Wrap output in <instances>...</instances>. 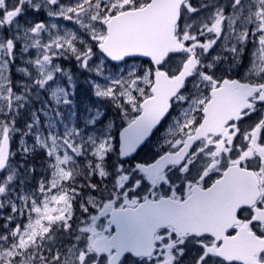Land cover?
I'll return each instance as SVG.
<instances>
[{
  "label": "snow or ice",
  "instance_id": "1",
  "mask_svg": "<svg viewBox=\"0 0 264 264\" xmlns=\"http://www.w3.org/2000/svg\"><path fill=\"white\" fill-rule=\"evenodd\" d=\"M203 9L208 11L196 15ZM42 10L49 22L27 23L29 11ZM56 20L74 28L63 30ZM157 27L162 48L153 40ZM0 32V173L7 172L0 179V264H123L127 253L143 257L132 264H175L189 236L200 249L196 264H242L223 254L237 226L221 235L216 223V211L230 201V214L264 242V0H0ZM245 54L249 65L240 79L213 71L220 61H230L229 68L239 65ZM136 56L150 61L142 75L133 69L103 86L90 81L95 95L118 107L134 134L181 105L170 142L173 154L166 159L179 161L183 170L189 157L202 156L201 171L187 180L183 195L133 199L120 209L103 199L81 201L73 239L83 234L86 242L54 247L56 232H71L77 216L79 161L87 157L88 175L103 177L101 162L113 150L109 135L89 139L76 126L75 77L58 61L75 60L81 70L100 75L103 65L93 63L94 57ZM13 67L22 77L18 83ZM54 87L60 88L56 103L45 100L32 109L34 118L19 130L18 143L25 156L37 148L45 152L50 176L33 192L16 193L6 188L15 175V169L9 171L15 117L31 93ZM62 109L68 110L67 122ZM256 112L258 119L242 129L241 121ZM41 113L47 114L43 123ZM89 187L97 186L89 180ZM237 197L240 202H234ZM160 228L165 231L158 233ZM251 256L264 264V246Z\"/></svg>",
  "mask_w": 264,
  "mask_h": 264
},
{
  "label": "rangeland",
  "instance_id": "2",
  "mask_svg": "<svg viewBox=\"0 0 264 264\" xmlns=\"http://www.w3.org/2000/svg\"><path fill=\"white\" fill-rule=\"evenodd\" d=\"M65 3L68 2V0H64ZM193 4L198 3V0H192ZM220 3H224V0H218ZM227 11V8L225 9ZM208 9H203L201 10L200 13H197L196 15H203L205 12H207ZM29 15H32V12L29 11L27 13V23L31 24L34 21H43V22H49V17L46 15V13L42 10L39 13H34L35 18L29 20ZM43 15V17H42ZM42 17V18H41ZM57 23L60 24V27L63 30L66 31H71L74 28V25L71 22L68 21H63V20H56ZM60 21V22H58ZM53 22V21H52ZM24 23V21H23ZM10 34V33H9ZM0 35H3L2 32H0ZM96 53H99L98 49H94ZM216 52L213 51L212 55H215ZM224 55H227V53H224ZM18 59V65L23 66L22 63H20L22 59V53L20 52L17 55ZM177 59V63L179 61L178 57H173V61ZM126 61V62H125ZM62 62V61H58ZM63 66L66 69H69L72 74H74L75 77V82H76V95L73 97L74 101L73 104L71 105L72 109H74V105L78 106L79 109H74L73 111V117L75 118V124L77 127H80L82 131L84 132V135L89 137V139L95 138L97 134L100 135H109L112 139V149L117 145L118 146V133L120 132L121 128L129 123L128 118L124 117L121 110L114 106L112 102H110L107 99L104 98H97L95 95V89L93 87L92 82H98L97 86H103L104 84L107 83L108 80L110 79H115V78H120L122 76L127 75L131 70L135 69L137 71L138 75L143 74V69L146 68V63L144 61H139L138 59L134 58H126L122 61H110L107 58L100 57L97 59V57L93 58V63H99L103 65L102 71L100 75H94L90 71H84L78 68L76 61L75 60H64L63 61ZM230 61H220L216 67L214 68V72L218 76H234L235 74H241L243 76V73L245 71L244 67L245 65H248L249 62L245 61L243 59L239 65L229 68L228 65L230 64ZM13 82L18 83L22 80L21 75L16 71V67H13ZM85 85V87L83 86ZM189 89L191 85L189 84L187 86ZM54 93L56 94L54 96ZM60 94V88L54 87L47 93H42L38 94L37 92L31 93L23 107H21L20 112L16 115V127H17V133L14 137L11 138V146H14L12 148V155H11V160L9 162V171L12 169H15V175L13 178V181L6 185V188L15 191L16 193H31L35 190L36 185L38 181L41 179L47 180L50 176V169L47 165V172L48 176L44 177L46 174H44L43 170V165L40 167L39 171H41L40 177L37 179V181L32 182L35 185H29L28 182L29 180V173L28 168L32 166L26 164L24 162V154H22L19 151L18 143L21 139L20 135V129H22L25 124H21V121L23 117H25L27 120L33 119L34 114L32 112V109H40L42 107V104L45 100H47L50 104H55L56 103V97L59 96ZM81 98L84 99L85 101H82L81 103ZM107 104L111 106V110L108 109ZM62 113L65 119V122L68 121V110L62 109ZM91 113V115H89ZM47 115L46 113H41V123H43V117ZM86 118V119H85ZM94 122V124H93ZM87 124L88 127L85 128L84 125ZM63 123H61L60 131H63ZM167 131V132H165ZM165 133L172 132L175 133V129H172L168 127L166 130H164ZM117 139V141H116ZM167 141V140H166ZM166 141L162 143H166ZM31 143V141H29ZM149 147L146 148V150ZM41 149L37 148L35 151H40ZM144 150L143 152H145ZM34 152V151H33ZM30 154V153H29ZM164 154L161 150L158 149V146L154 148V151L152 152V155H149L147 157L150 160H155L158 156ZM136 157V156H135ZM107 158V156H106ZM105 158V159H106ZM20 159L22 161H20ZM104 159V160H105ZM120 162L116 164H107L108 169L105 167L103 164V161L101 162V167L104 171V176L101 177L100 175L98 176L99 179L96 181L99 187L103 189V185L106 182H103L102 180H107L108 177H112V181L115 183L111 190L110 193H107V196H111L112 193L116 195L118 193L117 188H118V183H119V178H120V170H122L124 167ZM88 167L85 162L79 161V164L77 166L76 170V176H75V184L79 186L80 188V196L75 202L74 208L77 213L80 211V202L85 200V199H91V200H98V199H103L106 198L105 196H101L96 192V190H93L91 187H89V175H88V170H86ZM106 168V169H105ZM6 173H0V179L3 178ZM85 176V178L88 179H83L80 177V175ZM86 174V175H85ZM28 181V182H27ZM92 184V183H91ZM96 189V188H95ZM11 191H9V195H11ZM93 208H95V204H93ZM79 219L76 221V224L78 225ZM61 236L66 237V233L61 232ZM60 236V237H61ZM83 237V234H80L77 237V242H79V239ZM58 239V231L56 232L54 236V240L52 242V246L56 247V240Z\"/></svg>",
  "mask_w": 264,
  "mask_h": 264
},
{
  "label": "flooded vegetation",
  "instance_id": "3",
  "mask_svg": "<svg viewBox=\"0 0 264 264\" xmlns=\"http://www.w3.org/2000/svg\"><path fill=\"white\" fill-rule=\"evenodd\" d=\"M32 15H34L33 12ZM32 15H29V20L35 18ZM23 21L24 18L21 17V23H23ZM53 22L57 23V21ZM57 24L60 26L59 23ZM16 52L17 54L21 52V45L19 42H17ZM243 59L249 62L248 54H245L242 60ZM61 63L63 64L64 62L62 61ZM149 63L150 62H147L146 66H148ZM248 65L244 66L246 67L245 71ZM232 75L233 74L226 77H230L232 79H240L242 77L241 74H235L234 76ZM181 107V105L177 104L171 108L168 117L163 120V122L158 127L150 141H147L144 146L138 150L136 157H134L132 160L120 162V164H122L124 168L120 170L121 175L119 178V183L117 184L118 193L116 195L113 192L111 196H107V193H110L114 186H106L105 188H101L100 190L95 189L96 192L100 194V197L102 195L106 197L103 198V200L108 201V203L114 204L117 209H120L125 206L126 202L131 201L133 199H137L143 202L147 200L149 196H155L157 198H168L173 194L183 195L186 192L185 184L187 180L196 178L201 171V168L203 166L202 156L189 157V164L183 170L181 169L179 161L168 165L164 170H155L151 173H145L137 167L138 164L147 165L154 161V159L150 160L147 157H149V155H152V152L154 151V148L156 146H158V149L161 150L163 153L169 152L173 154V150L170 147V142L174 137L175 133H165L167 131L164 132V130H166L168 127L175 129L176 119L179 115V110ZM258 117V112L253 113L250 117H246L243 121H241L240 127L242 129L247 127L248 125L252 124L255 120H257ZM164 141H166V143H162ZM147 147L149 148L146 150ZM196 147H198V145H193L191 150L195 152ZM144 150L146 151L143 152ZM181 160H183V157H181ZM212 179H215L214 175L212 176ZM208 183H211V179L208 181ZM153 188H155V191H153ZM234 202H240L239 198L237 197ZM232 203L233 201L223 204L216 211V223L221 235L223 229L228 227L229 225L237 226L236 236L234 240L229 242V244L226 246V249L224 250L223 254L226 255L228 258H236L241 260L242 264H259V262L251 256V253L253 249L258 248L259 246H264V242L254 237L248 231L247 226L245 224L238 223L235 220L234 216L230 214L228 208L231 206ZM241 215H243V213H241ZM78 219H80L79 213H77L76 219L73 221L72 231L66 233V237L61 236V231H58L56 247L64 249L69 245H72L73 243L83 246V244L86 242V237L83 236L81 239H79V242H77V240L74 241L73 239L74 236H77L76 229L79 225L76 224V221ZM0 223H2V221H0ZM163 231H165V229L163 228L157 229L158 233ZM181 247L184 249V254L176 257L175 264H196V257L199 255L200 249L196 244L195 239L191 236L186 237L185 244ZM126 255L129 258L124 260L123 264H132L133 259L143 260V257H131V253H127Z\"/></svg>",
  "mask_w": 264,
  "mask_h": 264
},
{
  "label": "water",
  "instance_id": "4",
  "mask_svg": "<svg viewBox=\"0 0 264 264\" xmlns=\"http://www.w3.org/2000/svg\"><path fill=\"white\" fill-rule=\"evenodd\" d=\"M153 40L158 48L164 47L165 41L162 37L161 27H157L154 30ZM137 57H142V56H137ZM142 58L148 59L145 57ZM167 114L168 112L163 117H161L156 124L152 125L151 127L147 128L145 131L139 134H134L132 132L127 131V129L129 128V124L125 125L118 134V151H119L120 159L125 160L133 157L137 153V151L143 146L145 141L152 136L153 132L157 129V127L160 125L161 121L163 120V118L166 117ZM171 155L172 154H168V153L163 154L149 165L139 164L138 168L145 173H151L152 171L155 170L156 171L164 170L168 165L174 163L173 161L166 159ZM161 161H165V163L161 164Z\"/></svg>",
  "mask_w": 264,
  "mask_h": 264
},
{
  "label": "trees",
  "instance_id": "5",
  "mask_svg": "<svg viewBox=\"0 0 264 264\" xmlns=\"http://www.w3.org/2000/svg\"><path fill=\"white\" fill-rule=\"evenodd\" d=\"M140 61H144V62H147V61H145V60H142V59H139ZM81 101H85L84 99H81ZM109 110H111L112 108H111V106H109ZM74 109L76 110V109H79V107L78 106H76V105H74ZM27 119L25 118V117H23V119H22V121H21V123H20V125L21 124H26L27 123ZM116 141H117V139H116ZM12 148L14 147V146H11ZM87 159V157H85V158H82L80 161L81 162H85V160ZM20 161H22L21 159H20ZM24 162L26 163V164H28V165H30V166H32V168H34L35 169V171L34 172H31L29 169L31 168V167H29L27 170H28V172H30L29 173V180H31L30 182H28V184L29 185H35V184H33L32 182H35V181H37V179L40 177V175H41V171H39V169H40V167L43 165V170H44V174H46V172H47V165H48V160H47V157H46V155H45V152L43 151V150H40V151H34V152H31L30 154H28L27 156H24ZM118 162H120V159H119V155H118V146L116 145L114 148H113V150H111L109 153H108V155H107V158L105 159V160H103V164L105 165V167L108 169V165L107 164H111V163H113V164H116V163H118ZM105 168V169H106ZM86 170H88L89 171V168H87ZM86 175V174H85ZM46 176H48V173L44 176V177H46ZM99 174L97 173L96 175H93V176H90L89 177V179H91L90 181H91V183L93 184V185H96L97 187H96V190H100L101 189V187H99V185L97 184V180L99 179ZM80 177L81 178H83V179H88V178H85V176H84V174L83 175H80ZM103 182H106L104 185H103V188H105L106 186H110V185H112V177L110 178V177H108V179L107 180H102ZM108 184V185H107Z\"/></svg>",
  "mask_w": 264,
  "mask_h": 264
},
{
  "label": "bare ground",
  "instance_id": "6",
  "mask_svg": "<svg viewBox=\"0 0 264 264\" xmlns=\"http://www.w3.org/2000/svg\"><path fill=\"white\" fill-rule=\"evenodd\" d=\"M83 86L85 87V85H83ZM81 99H82V98H81ZM81 103H82V101H81ZM109 106H110V105L107 104L108 109H110Z\"/></svg>",
  "mask_w": 264,
  "mask_h": 264
}]
</instances>
